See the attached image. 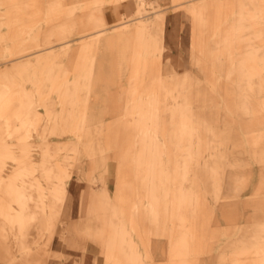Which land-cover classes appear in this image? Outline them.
Returning <instances> with one entry per match:
<instances>
[{
	"label": "bare ground",
	"instance_id": "1",
	"mask_svg": "<svg viewBox=\"0 0 264 264\" xmlns=\"http://www.w3.org/2000/svg\"><path fill=\"white\" fill-rule=\"evenodd\" d=\"M57 233L103 264H264V0H0V263L50 264Z\"/></svg>",
	"mask_w": 264,
	"mask_h": 264
},
{
	"label": "rangeland",
	"instance_id": "2",
	"mask_svg": "<svg viewBox=\"0 0 264 264\" xmlns=\"http://www.w3.org/2000/svg\"><path fill=\"white\" fill-rule=\"evenodd\" d=\"M159 3L162 5V7H167L170 5V0H159ZM178 19H175V27L172 31V46L169 51L165 54V60L172 61L174 65L180 69H190L192 67L191 65V45H192V17L185 11L182 10L179 12V15L177 16ZM178 27V28H177ZM181 31V32H180ZM181 37V38H180ZM182 66V67H181ZM86 167L89 166V159L85 160ZM115 162L111 165V174L109 176V182L111 187V192L114 189V168ZM75 178L77 179L78 176L75 175ZM86 182L81 183L80 190L84 187ZM79 190L74 192V204H73V214L72 217H70V221H78L81 217L80 213V200H79ZM66 223V224H60L59 230H62V228H66V226H71L73 223ZM224 222V221H223ZM63 225V226H62ZM53 244L55 245V248L60 250L62 256L52 259L50 264H76L77 262L81 261L83 258V250L78 248L75 244V242L71 238L64 239L61 237L60 234H56L53 239ZM1 264V263H0Z\"/></svg>",
	"mask_w": 264,
	"mask_h": 264
},
{
	"label": "crops",
	"instance_id": "3",
	"mask_svg": "<svg viewBox=\"0 0 264 264\" xmlns=\"http://www.w3.org/2000/svg\"><path fill=\"white\" fill-rule=\"evenodd\" d=\"M172 27L169 28L168 32H167V43L169 45V50L171 49L172 46ZM168 50V51H169ZM171 62V63H170ZM170 64H172V61H169ZM158 259H162V256L160 254H158ZM80 264H103V259H102V255L100 253V250L92 245L89 244L88 248L86 250V252H83V258L81 261H79Z\"/></svg>",
	"mask_w": 264,
	"mask_h": 264
}]
</instances>
